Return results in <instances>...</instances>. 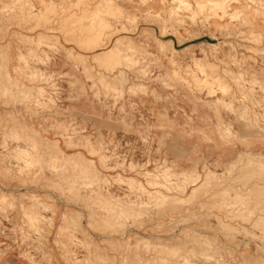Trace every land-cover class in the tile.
<instances>
[{
	"label": "rangeland",
	"instance_id": "rangeland-1",
	"mask_svg": "<svg viewBox=\"0 0 264 264\" xmlns=\"http://www.w3.org/2000/svg\"><path fill=\"white\" fill-rule=\"evenodd\" d=\"M0 264H264V0H0Z\"/></svg>",
	"mask_w": 264,
	"mask_h": 264
},
{
	"label": "bare ground",
	"instance_id": "bare-ground-1",
	"mask_svg": "<svg viewBox=\"0 0 264 264\" xmlns=\"http://www.w3.org/2000/svg\"><path fill=\"white\" fill-rule=\"evenodd\" d=\"M210 1V0H209ZM213 1V0H212ZM200 2V1H199ZM191 5V4H190ZM220 5V4H219ZM108 8V6H107ZM116 8V7H115ZM111 9V8H110ZM188 11V10H187ZM117 13V12H116ZM114 14V13H113ZM114 17V16H113ZM115 18V17H114ZM174 21V20H173ZM101 24V23H100ZM241 79V78H240ZM253 176V175H252ZM254 179V178H253ZM218 255V254H217ZM220 256V255H219Z\"/></svg>",
	"mask_w": 264,
	"mask_h": 264
}]
</instances>
